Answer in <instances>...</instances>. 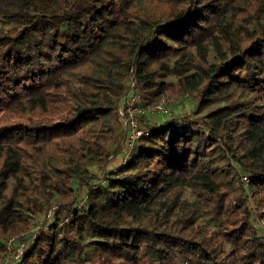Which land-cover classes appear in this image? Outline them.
Wrapping results in <instances>:
<instances>
[{
  "label": "trees",
  "instance_id": "1",
  "mask_svg": "<svg viewBox=\"0 0 264 264\" xmlns=\"http://www.w3.org/2000/svg\"><path fill=\"white\" fill-rule=\"evenodd\" d=\"M0 264H264V0H0Z\"/></svg>",
  "mask_w": 264,
  "mask_h": 264
},
{
  "label": "built area",
  "instance_id": "2",
  "mask_svg": "<svg viewBox=\"0 0 264 264\" xmlns=\"http://www.w3.org/2000/svg\"><path fill=\"white\" fill-rule=\"evenodd\" d=\"M135 74V68H132L131 75L129 76L127 94L121 98L118 103V117L122 124L123 135L122 147L124 157L122 162H125L126 157L133 148L135 142L142 136L147 135L141 128L140 117H171V108L185 98L183 96H176L164 98L153 103H142V95ZM242 179L245 183L247 182L246 177H243ZM84 204L85 200L82 199L80 200L78 207H83ZM14 239L15 238L13 237L11 240Z\"/></svg>",
  "mask_w": 264,
  "mask_h": 264
},
{
  "label": "rangeland",
  "instance_id": "3",
  "mask_svg": "<svg viewBox=\"0 0 264 264\" xmlns=\"http://www.w3.org/2000/svg\"><path fill=\"white\" fill-rule=\"evenodd\" d=\"M190 109H191V105L189 104V102H188L186 99H184L181 103H179V104H177V105H175V106H173V107L171 108L172 116H174V115L177 114V113L188 112ZM172 116H171V117H172ZM156 117H157V120L170 119V118H171V117H167V118H166V117H161V116H156ZM121 126H122V125H121ZM123 157H124V152H123V150H122L117 156H113V157L110 159V161H109L107 167L105 168V170H106V171H109V170L115 168L116 166H118L120 163H122V159H123ZM97 172H98V170H97ZM97 172H96V173H97ZM98 176H99V177H98V180H100L99 178H100L101 174H99ZM98 180H96V182H97ZM84 195H85V189L83 188V189H81V191H80L79 194H78L79 200L82 199ZM192 199H193V198L190 197V200H192ZM48 219H49V216L46 218V220H48ZM43 221H44L43 216H39V217L36 218V225H37V228L40 227V225H41V223H42ZM12 238H13V237H12ZM12 238H11V239H12ZM14 238H15V239H14V240H10L9 243L15 241V242H14L15 245H16V246H19V247L15 250V252L12 251V252L9 253V256H8V258H7V259H9V262L12 261L13 258H14V259H17L18 256H19V255L21 254V252H22V242H19V241L17 240V237H14ZM17 251H18V256H17ZM14 261H15V260H14ZM9 262H8V263H9ZM10 263H11V262H10Z\"/></svg>",
  "mask_w": 264,
  "mask_h": 264
}]
</instances>
